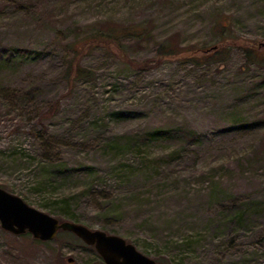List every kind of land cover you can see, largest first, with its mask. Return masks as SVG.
I'll use <instances>...</instances> for the list:
<instances>
[{"label":"rangeland","instance_id":"rangeland-1","mask_svg":"<svg viewBox=\"0 0 264 264\" xmlns=\"http://www.w3.org/2000/svg\"><path fill=\"white\" fill-rule=\"evenodd\" d=\"M0 187L163 264H264V0H0ZM0 264L105 263L0 225Z\"/></svg>","mask_w":264,"mask_h":264},{"label":"water","instance_id":"water-1","mask_svg":"<svg viewBox=\"0 0 264 264\" xmlns=\"http://www.w3.org/2000/svg\"><path fill=\"white\" fill-rule=\"evenodd\" d=\"M0 225L13 234L30 233L35 239L42 241L52 240L59 230L71 232L85 244L93 246L105 264H163L142 254L121 236L90 229L81 223L59 220L30 206L20 196L2 187Z\"/></svg>","mask_w":264,"mask_h":264},{"label":"trees","instance_id":"trees-1","mask_svg":"<svg viewBox=\"0 0 264 264\" xmlns=\"http://www.w3.org/2000/svg\"><path fill=\"white\" fill-rule=\"evenodd\" d=\"M145 28H141V26H136V27H131V26H125L122 28H104L103 30H99L96 32V38L88 40V42H93V43H103V44H110L115 46V48L118 50V52L124 53L125 52V40L128 38H135V37H140L143 34H145ZM221 31L226 32L227 31V26L222 25L221 26ZM221 42L225 41L222 39ZM220 43L212 45L208 50L206 49L205 51L202 52L200 55H193L190 56L188 59L194 63V64H202L203 62L205 63L206 61H211L213 57L216 55H219V57H225V53L229 51L230 46H220ZM214 46H217L216 48H213ZM210 50V51H209ZM184 49L180 48L178 43H175L171 39H167L164 42H162L159 46V53L163 54L164 56H170V55H177L178 53L183 52ZM209 51V52H208ZM195 53V51H194ZM215 58H213L214 60ZM73 74H74V79L75 78H80V77H85L86 75L90 74V70L84 68L81 65H77L76 63L72 66Z\"/></svg>","mask_w":264,"mask_h":264}]
</instances>
